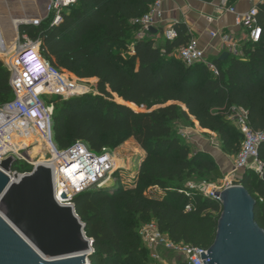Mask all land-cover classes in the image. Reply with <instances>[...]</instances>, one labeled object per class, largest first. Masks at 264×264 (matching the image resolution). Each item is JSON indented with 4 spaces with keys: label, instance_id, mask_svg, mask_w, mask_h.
I'll use <instances>...</instances> for the list:
<instances>
[{
    "label": "trees",
    "instance_id": "16d2710c",
    "mask_svg": "<svg viewBox=\"0 0 264 264\" xmlns=\"http://www.w3.org/2000/svg\"><path fill=\"white\" fill-rule=\"evenodd\" d=\"M157 1L77 0L57 27L20 28L32 40L44 37L40 49L53 67L79 80H97V94L49 97L55 147L66 151L80 143L98 156L132 139L143 153L130 184H122L117 174L113 187H98L101 180L71 199L92 241L90 264H160L150 258L138 234L150 222L174 243L212 245L220 202L200 192L185 196L179 191L193 176L219 179L222 174L208 155L190 153L172 122H195L200 130L217 134L222 151L231 157L243 141L228 120L231 108L246 110L253 130L264 128V0L256 7L259 42L245 43L242 57L212 59L218 76L203 64L186 66L176 58L175 51L190 39L184 25L174 26L177 38L172 42L156 44L149 33L137 39L139 27L132 21ZM11 99L9 73L0 61V106ZM259 160L264 164V146ZM31 168L18 162L13 171ZM237 184L255 200L254 220L264 231V182L246 170ZM187 205H192L190 212Z\"/></svg>",
    "mask_w": 264,
    "mask_h": 264
},
{
    "label": "built area",
    "instance_id": "2783aa9c",
    "mask_svg": "<svg viewBox=\"0 0 264 264\" xmlns=\"http://www.w3.org/2000/svg\"><path fill=\"white\" fill-rule=\"evenodd\" d=\"M77 0H48L45 11L35 18L21 20V28H38L43 23H47L49 29L57 27L61 21L63 13L68 11L76 4ZM218 11L220 13H229L235 16V25L245 30V43L256 44L260 40L261 29L258 25L256 7L250 8L242 14H238L230 0H218ZM139 27L136 34L137 39H143L148 34L149 28L158 29L163 24V11L161 1L155 2L150 11L140 19L132 21ZM188 42L175 51V56L186 66L203 64L213 76L219 75V70L208 59L203 48L199 45V40L191 33ZM212 39H218L224 52L229 55L242 57V49L234 41L232 32H210ZM164 40L172 42L177 38V32L174 27H167L163 30ZM42 36L32 40L28 34L18 31L13 47H9L3 37L0 29V61L9 73V87L12 92V99L0 106V162L12 156L16 163L27 161L20 157L16 152L14 141L17 138L19 124H25L23 134L30 132L43 136L47 144L54 149L52 141V115L49 107L44 101V97L58 96L68 99L74 96L89 94L88 89L82 81L74 78H68L64 72L53 67L46 61L42 55L40 46ZM129 53L134 54L133 45L129 46ZM228 120L235 126L241 134L243 141L240 151L235 157H232V174L239 176L246 170L255 172L261 176L264 164L259 160V149L264 146V128L253 130L250 126L248 113L242 108H231ZM182 137L186 138L184 133ZM55 150V149H54ZM69 158L66 161L55 159L54 165L57 168L55 172L54 194L56 202L65 195L66 201L61 203L66 206H72L71 199L77 193L87 187L100 182L111 169V159L104 150L98 156L91 154L83 144L77 143L69 150ZM71 161H76L82 168L78 174L74 172L70 176H64V169ZM16 163L14 165H16ZM260 166V172L255 170ZM30 171L18 173L13 171L9 177L14 174L20 176L30 174L37 166L30 164ZM14 167V166H13ZM233 186L231 183L226 187ZM235 186V185H234ZM155 189V188H154ZM200 192L205 196L215 198L213 190L208 191L203 184L187 185L179 193L188 196L190 192ZM217 199V198H215ZM60 205L61 203L58 202ZM192 205L185 206V211L190 212ZM138 234L149 251L150 258L161 263L159 252L161 250L175 254L180 260L188 264H202L200 253L207 255L208 249L194 247L184 243H174L169 238L158 231L156 224L150 222L142 225Z\"/></svg>",
    "mask_w": 264,
    "mask_h": 264
},
{
    "label": "water",
    "instance_id": "95a60500",
    "mask_svg": "<svg viewBox=\"0 0 264 264\" xmlns=\"http://www.w3.org/2000/svg\"><path fill=\"white\" fill-rule=\"evenodd\" d=\"M19 19L13 26L16 35ZM0 29H5L1 21ZM228 57L224 52L218 60ZM15 163L12 156L0 162V264H90L92 241L74 207L57 204L55 173L37 165L11 180ZM260 179L264 182V169ZM215 198L222 211L207 255L200 253L202 264H264V231L254 220L255 200L240 185L216 192ZM61 200L66 201L65 195Z\"/></svg>",
    "mask_w": 264,
    "mask_h": 264
},
{
    "label": "crops",
    "instance_id": "0c3cea01",
    "mask_svg": "<svg viewBox=\"0 0 264 264\" xmlns=\"http://www.w3.org/2000/svg\"><path fill=\"white\" fill-rule=\"evenodd\" d=\"M262 1L230 0V4L235 7L238 14H242L250 8L257 7ZM47 2L48 0H0V19L35 18L43 13ZM161 9L163 11V24L157 29L156 34H150V38L156 44L163 43V30L165 28L179 24L184 25L188 33L193 34L199 40V45L204 49L209 60L224 53L219 40L212 39L209 35L210 32L217 34L232 32L239 49H242L245 44V30L235 25L234 15L218 11V0H161ZM2 34L6 44H9L10 47V44L16 39L15 30L10 24H7ZM194 124L198 128L197 123L194 122Z\"/></svg>",
    "mask_w": 264,
    "mask_h": 264
},
{
    "label": "rangeland",
    "instance_id": "374dc122",
    "mask_svg": "<svg viewBox=\"0 0 264 264\" xmlns=\"http://www.w3.org/2000/svg\"><path fill=\"white\" fill-rule=\"evenodd\" d=\"M64 74L68 78H75L73 75H69L68 73ZM81 81L82 84L90 89V93L97 94V80L91 79ZM43 99L45 102L49 100L48 97H44ZM115 100L117 101L116 98ZM49 109L52 112L53 107L49 106ZM171 126L173 131L180 137V141L189 147L191 154L204 153L208 155L217 165L222 174V178L219 179L214 178L211 175H203L200 177L193 176L191 179L185 181V187L190 184H203L207 187L208 191L213 190L214 192H221L229 185V183H231L233 186L238 185L237 183L240 176L239 174H232V157L222 151V144L217 134L212 132H202L199 128L195 127L193 122L185 121L183 119L172 122ZM182 133L186 135V138L182 137ZM54 149V154L47 153L38 159V161L42 160L51 164L55 162V159H59L63 162L69 158L68 150H58L55 145ZM104 152L111 159V169L110 172L98 184V187H113L117 182V174L121 178L122 184H130L134 178L135 172L138 169L140 158L143 155L142 151L139 149L134 140H128L116 148L105 149ZM24 162L29 166L30 164L35 165V162ZM159 255L161 257L160 264H176L178 261H180V259L175 254L164 250H161Z\"/></svg>",
    "mask_w": 264,
    "mask_h": 264
},
{
    "label": "bare ground",
    "instance_id": "6f19581e",
    "mask_svg": "<svg viewBox=\"0 0 264 264\" xmlns=\"http://www.w3.org/2000/svg\"><path fill=\"white\" fill-rule=\"evenodd\" d=\"M6 2V1H5ZM3 19V18H2ZM18 19H3L1 21V25L5 28V26L7 24H10L12 29L13 26L16 24ZM19 20H29L27 18L24 19H19ZM14 41L13 43L10 44L11 47H13ZM9 45V44H8ZM25 127V124H19L17 126V129L19 130V132L17 133V138L14 141V144L16 146L15 150L18 153V155L20 157H22L23 159L29 161V162H35L36 165H43L47 168H50L52 172H57V168L55 167L54 163H48V162H44L42 160H39L41 157H43L45 154L47 153H51L54 154L53 149L47 144V142L45 141V139L43 138L42 135L40 134H34L33 132H30L28 135L23 134V128ZM46 152V153H43ZM43 153V154H42ZM80 168H82L76 161H71V163H69V165H67L64 169H67L66 171H64V176H70L72 177V174L74 172H76V174H78ZM255 170L257 172H260L261 168L260 166H256ZM13 178V177H11ZM10 178V179H11ZM12 180V179H11ZM58 202L61 203V198L58 200ZM57 202V204L59 206H66L63 205L61 203V205Z\"/></svg>",
    "mask_w": 264,
    "mask_h": 264
}]
</instances>
